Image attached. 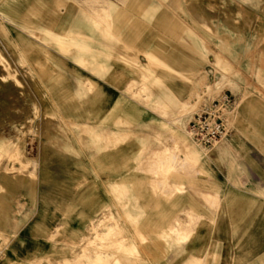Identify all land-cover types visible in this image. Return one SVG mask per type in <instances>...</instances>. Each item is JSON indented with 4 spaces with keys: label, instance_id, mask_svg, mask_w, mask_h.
Segmentation results:
<instances>
[{
    "label": "rangeland",
    "instance_id": "rangeland-1",
    "mask_svg": "<svg viewBox=\"0 0 264 264\" xmlns=\"http://www.w3.org/2000/svg\"><path fill=\"white\" fill-rule=\"evenodd\" d=\"M26 1L0 5V264H264V0Z\"/></svg>",
    "mask_w": 264,
    "mask_h": 264
},
{
    "label": "built area",
    "instance_id": "built-area-1",
    "mask_svg": "<svg viewBox=\"0 0 264 264\" xmlns=\"http://www.w3.org/2000/svg\"><path fill=\"white\" fill-rule=\"evenodd\" d=\"M231 104L232 100L225 94L221 100L213 101L189 120L188 131L198 143L207 147L228 136L230 130L225 110Z\"/></svg>",
    "mask_w": 264,
    "mask_h": 264
},
{
    "label": "crops",
    "instance_id": "crops-1",
    "mask_svg": "<svg viewBox=\"0 0 264 264\" xmlns=\"http://www.w3.org/2000/svg\"><path fill=\"white\" fill-rule=\"evenodd\" d=\"M4 2V0H0V5ZM33 0H27L26 5L27 7H30L33 3ZM27 10V9H26ZM157 27L167 28V26L164 25H158ZM160 32H164L165 30H159ZM149 45V43H147ZM151 46H141V48L151 49L147 50L148 53H154L157 58H159L162 63L165 64H185L186 59L185 56V48L178 46L177 48L169 47V46H161L160 48L157 46H153V44L150 43ZM155 50V51H154ZM140 59H145L143 55L140 56ZM179 81V90H184L186 88V83H180L182 80L178 78ZM260 255V253H259Z\"/></svg>",
    "mask_w": 264,
    "mask_h": 264
},
{
    "label": "bare ground",
    "instance_id": "bare-ground-1",
    "mask_svg": "<svg viewBox=\"0 0 264 264\" xmlns=\"http://www.w3.org/2000/svg\"><path fill=\"white\" fill-rule=\"evenodd\" d=\"M227 77H225V75H222V77H221V79H220V82H218L217 83V88H220L222 85H224L225 84V82H226V79ZM231 80V79H230ZM229 81V80H228ZM230 83H231V81H230ZM216 91V90H215ZM188 134V133H187ZM190 136V135H189ZM180 137V136H179ZM182 138V137H181ZM181 140H183V139H181ZM163 149V148H162ZM165 149V148H164ZM186 149V148H185ZM167 150V149H166ZM162 165H164V163L162 164ZM177 230V229H176ZM176 237V236H175Z\"/></svg>",
    "mask_w": 264,
    "mask_h": 264
}]
</instances>
